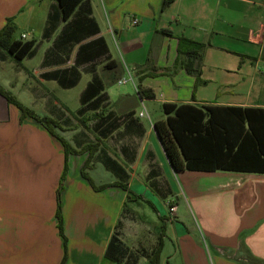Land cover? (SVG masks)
Here are the masks:
<instances>
[{"label": "crops", "instance_id": "obj_1", "mask_svg": "<svg viewBox=\"0 0 264 264\" xmlns=\"http://www.w3.org/2000/svg\"><path fill=\"white\" fill-rule=\"evenodd\" d=\"M84 1L79 16L92 18L91 25L99 31L77 41L71 32H64L65 22L44 38L49 15L58 9L56 0H0V31L9 18L16 17V38L25 34L24 41L38 42L36 54L21 62L0 47V85L38 115L54 119L61 126L56 132L80 151L67 153L45 126L23 117L0 94V264H105L104 255L128 199L124 186L131 188L129 178L141 169L148 184L162 180L170 186L165 174L176 172L165 152L162 165L155 151L160 139L154 123L165 117H147L146 124V117L136 115L130 94L113 102L106 86L100 109L83 115L76 114L81 106L72 111L57 95V86L71 90L84 74L91 75L86 86L95 74L107 85L105 65L118 64L111 41L135 70L134 87L141 83L152 89L162 107L165 102L264 107V68L260 67L264 64V0H166L165 6V0ZM163 29L173 35L160 34ZM181 36L205 44L201 65L205 84H197L186 71V57L178 52ZM97 39L104 41L102 53L93 63L78 67L76 62L83 56L80 46ZM42 47L40 62L27 66L25 61L37 57ZM73 66L81 78L66 88L57 78L65 75L68 82H76ZM101 110L102 119L96 118ZM132 110L134 117L125 118ZM85 117L88 127L82 122ZM152 167L156 172L150 178ZM205 173H213V180L234 190L233 201L244 206L234 219V226L240 224L234 248L242 245L245 261L264 264V199L255 194L258 183L264 185V174ZM64 174L59 225L57 192ZM245 192L250 197L242 196ZM165 215L159 211L161 218ZM165 231L159 264L167 226ZM121 238L125 242L122 234Z\"/></svg>", "mask_w": 264, "mask_h": 264}, {"label": "trees", "instance_id": "obj_2", "mask_svg": "<svg viewBox=\"0 0 264 264\" xmlns=\"http://www.w3.org/2000/svg\"><path fill=\"white\" fill-rule=\"evenodd\" d=\"M57 11L50 14L48 26L46 27L44 38H49L60 25L65 22L64 32L72 33L77 41H83L90 35L98 33L97 26H92L93 21L79 16L80 10L85 3L84 0H56ZM167 1H164V6ZM76 17V18H75ZM75 18V19H74ZM78 18V19H77ZM96 24V23H95ZM74 26L72 30L71 27ZM68 32V33H67ZM17 26L13 18H9L5 26L0 31V47L12 55L14 59L21 62L25 58L33 57L38 49V42L34 39L23 40L16 38ZM164 36H172V31L168 29L160 30ZM179 55L186 57L184 67L188 73L194 75L197 84H205L201 79V65L203 63V50L205 44L191 38L181 36L178 38ZM104 41L102 39L92 40L80 46V55L76 65L79 67L93 61L102 53ZM103 46V47H102ZM108 62L105 65L107 83L117 81L121 76L118 64ZM77 72L76 82H68L65 75L57 78L62 86L70 88L75 86L81 78V72L73 66ZM66 70H64L65 72ZM67 72V71H66ZM106 81L95 74L92 81L88 83L81 94V107L78 115H83L88 111H98L106 97L103 93ZM140 99L153 100L156 94L150 88H145L141 83L136 87ZM0 94L6 100L17 106L22 111L23 117H31L48 131L57 137L64 145L67 153H79L56 132L61 126L51 117L40 116L33 110L26 107L9 90L0 85ZM165 118L154 123V129L160 139L166 157L175 172H216L232 171L246 173L264 174V107H244V106H223L216 104H176L165 102L163 104ZM103 112L95 114L96 118L102 119ZM134 110L124 115L125 118L134 117ZM87 118L82 122L87 126ZM88 127V126H87ZM83 149V148H82ZM155 168H151L149 176L152 178ZM66 175L62 178V184L57 192V216L61 225V192L64 189ZM150 186L159 189V184L150 183ZM127 191L128 200L142 201L152 207L159 215L155 205L143 195L137 194L128 185L124 186ZM163 219V218H162ZM121 219L118 220L112 234L110 243L104 255V263L107 260L117 264H139L140 254L133 253L121 238ZM166 226L162 224L158 246L146 258L148 264H159L160 255L164 246L162 236L165 234ZM103 264V262H102Z\"/></svg>", "mask_w": 264, "mask_h": 264}, {"label": "rangeland", "instance_id": "obj_3", "mask_svg": "<svg viewBox=\"0 0 264 264\" xmlns=\"http://www.w3.org/2000/svg\"><path fill=\"white\" fill-rule=\"evenodd\" d=\"M35 14L39 15L38 12ZM13 20L16 21V17ZM34 36L38 37L35 34ZM111 44L121 76L129 77L131 74L137 82L135 70L119 54L116 44L112 41ZM43 50L44 47L37 57L25 61L26 65L33 67L39 63ZM100 67L98 70H101ZM260 67L264 68V64ZM90 78V74H84L80 84L71 90L57 86V95L68 102L72 111L81 106L80 95ZM106 90L113 102L119 101L123 95L130 94L135 103L133 108L137 116L140 111L145 110L149 118L165 117L161 101L154 99L142 101L132 82L119 84L118 81H114L106 85ZM221 91L223 92L222 89L220 93ZM144 122L149 124L147 117ZM156 144L157 159L163 165V162H166L165 154L158 140ZM165 165L169 168L167 163ZM183 172L184 174L182 171L165 174L171 187L161 180L159 189L152 188L146 182L141 169L130 177L131 179L129 178L134 192L143 195L155 205L157 211L166 214L165 219H162L148 204L127 199L120 218L122 221L120 231L126 246L133 253L145 256L140 257L139 264H148L146 256L157 248L159 237L162 235V224L167 226V234L161 264H221L220 259L229 264L231 261L232 264H257L244 260L246 249L242 245H238L236 249L233 246L236 241L234 236L240 230V224L234 226V219L238 217L239 209L244 208L242 202L236 204L233 201L234 190L224 186L223 182L219 183V179L213 180V173L186 170ZM206 177L209 178L205 179ZM247 193L242 196L250 197V193L246 195ZM255 194L264 199L262 183H258ZM173 206L177 207L175 211H171ZM105 264L117 263L107 260Z\"/></svg>", "mask_w": 264, "mask_h": 264}, {"label": "built area", "instance_id": "obj_4", "mask_svg": "<svg viewBox=\"0 0 264 264\" xmlns=\"http://www.w3.org/2000/svg\"><path fill=\"white\" fill-rule=\"evenodd\" d=\"M138 22V19L135 18L134 19V23L136 24ZM26 38V35L23 34L22 35V39H25ZM129 82H132L134 83V79L132 77V75L130 74L129 77H124V78H121L118 83L119 84H126V83H129ZM137 87V86H136ZM139 117H149L147 112L145 110H142L139 112ZM171 211H175V206L171 207Z\"/></svg>", "mask_w": 264, "mask_h": 264}]
</instances>
